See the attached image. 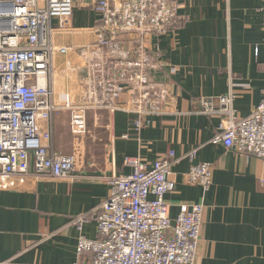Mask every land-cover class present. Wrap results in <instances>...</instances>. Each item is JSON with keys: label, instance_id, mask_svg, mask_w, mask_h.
I'll return each mask as SVG.
<instances>
[{"label": "crops", "instance_id": "1", "mask_svg": "<svg viewBox=\"0 0 264 264\" xmlns=\"http://www.w3.org/2000/svg\"><path fill=\"white\" fill-rule=\"evenodd\" d=\"M174 1L179 5L178 28L146 38L140 55L122 43L132 52L127 58L131 81L117 99L127 111L93 115L89 131L79 137L68 131L67 112L54 118L53 146L74 155V178L28 177L20 185L0 177V264L76 262L79 238H99L96 218L110 190L105 178L131 174L127 159L151 168L169 151L175 157L169 175L175 188L165 196L168 217L173 221L181 204L203 206L195 264H264V165L212 142L225 119L217 98L233 91L235 120L249 116L264 99V2ZM91 5V0H74L72 31L52 36L54 45L70 48L52 64L50 84L58 105L87 102L98 89L91 66L100 61L82 56L97 44L100 16ZM80 8L86 14L94 10L95 17L84 19ZM152 63H158L156 69L148 67ZM154 85L167 92L165 113L145 114L140 132H135L137 114L154 103ZM101 149L102 161L94 162ZM191 152L194 158H186ZM201 163L211 166L208 188L186 178L190 167ZM90 257L89 252L80 256Z\"/></svg>", "mask_w": 264, "mask_h": 264}, {"label": "built area", "instance_id": "2", "mask_svg": "<svg viewBox=\"0 0 264 264\" xmlns=\"http://www.w3.org/2000/svg\"><path fill=\"white\" fill-rule=\"evenodd\" d=\"M264 2V0H263ZM99 14L97 44L89 57L100 61L91 66L94 88L92 99L79 104L58 105L54 100L53 60L70 48L53 44L52 36L72 31L74 0H9L0 3V177L23 184L28 177L71 180L75 158L54 149V118L69 114L72 136L87 133L90 113L113 114L127 111L117 102L130 83L127 58L140 55L148 37L166 34L180 26L179 5L174 0H91ZM264 11V7H263ZM56 22V26L53 22ZM122 43L135 48L129 51ZM85 57V53L82 55ZM158 63L148 67L156 69ZM99 71L103 75L94 73ZM141 83L147 85L146 77ZM96 86V87H97ZM232 86V85H231ZM154 103L134 121L135 132L142 128L145 114L162 115L167 106V92L152 86ZM234 95L229 89L218 100L224 116L221 133L213 144H221L247 158L254 157L264 165V99L247 117L235 120ZM207 112L209 103L201 101ZM44 128L42 129V125ZM195 152L186 158L193 159ZM175 157L169 151L151 168L137 159H127L133 168L127 176L111 174L105 178L110 186L96 218L99 238H79L73 264H195L201 239L203 206L181 204L176 218L168 217L165 196L175 188L169 179ZM189 184L208 188L211 166H191L186 174ZM82 219L77 220L81 228ZM89 252L91 257L80 256Z\"/></svg>", "mask_w": 264, "mask_h": 264}, {"label": "rangeland", "instance_id": "3", "mask_svg": "<svg viewBox=\"0 0 264 264\" xmlns=\"http://www.w3.org/2000/svg\"><path fill=\"white\" fill-rule=\"evenodd\" d=\"M80 10L81 11H79L80 13L83 11V12H85V17H84V19H93L94 17H95V14L96 13H94L93 11L92 12H89L88 14H86V10H84V8H80ZM82 12V13H83ZM93 51H97V50H93ZM93 51H88V52H86L85 53V55H90ZM59 55H56L55 57H54V60H56V58L58 57ZM106 114V112H100V113H98V115L100 116V117H103L104 115ZM93 115L94 114H92V113H90L89 115H88V117H87V132L89 131V125H90V121H91V119L93 118ZM42 125V124H41ZM96 128H100V127H96ZM42 129H43V126H42ZM69 131V130H68ZM69 155H72V156H74L73 154H69ZM104 155H105V151L104 150H97V152L95 153V155H94V158H93V160H94V162H101L102 161V159H103V157H104ZM75 158V157H74ZM75 162H76V159H75Z\"/></svg>", "mask_w": 264, "mask_h": 264}]
</instances>
